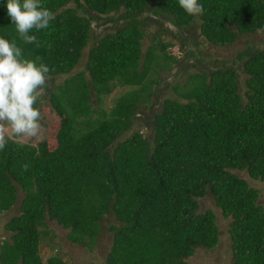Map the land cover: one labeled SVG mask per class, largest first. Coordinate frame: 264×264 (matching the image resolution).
<instances>
[{"label":"trees","instance_id":"obj_1","mask_svg":"<svg viewBox=\"0 0 264 264\" xmlns=\"http://www.w3.org/2000/svg\"><path fill=\"white\" fill-rule=\"evenodd\" d=\"M198 2L203 12L192 16L178 0H42L54 19L30 33L37 46L20 40L0 0V36L15 40L25 58L41 57L37 63L51 76L77 66L93 22L105 19L115 28L95 37L87 74H70L46 103L38 97L48 138L35 145L9 139L0 151V213L23 193L20 214L5 224L11 235L1 243L0 264H71L57 254L43 261L40 241L51 232L46 218L68 229L71 242L91 247L109 214L116 224L106 264H189L196 249L219 242L214 211L200 210L207 192L230 219L234 263L264 264V200L233 172L264 181V50L238 52L243 90L226 62L191 73L174 86L178 98H165L154 113L151 136L139 129L128 134L139 104L150 102L149 71L179 62L167 51L173 43L156 35L141 65L142 15L168 22L175 36L197 25L215 46L264 29V0ZM115 85L130 88L106 111L100 104Z\"/></svg>","mask_w":264,"mask_h":264},{"label":"rangeland","instance_id":"obj_2","mask_svg":"<svg viewBox=\"0 0 264 264\" xmlns=\"http://www.w3.org/2000/svg\"><path fill=\"white\" fill-rule=\"evenodd\" d=\"M145 20L146 35L142 41L141 65L144 63L145 52L149 46L154 44L155 36H159L162 41L172 42L173 44L167 48V51L179 58L177 64L165 65L163 68L151 69L148 73V80L151 82L149 88L151 95L150 102H142L139 104L138 113L135 116V124L128 134L139 129L143 134L151 136L153 115L159 111L165 98H178L174 86L184 84L191 73L200 71H211L217 66H221L226 62L230 66L234 65L237 71L238 83L240 90L244 89L245 74L242 70V61L237 60V54L248 46L258 47L264 50V29L258 30L254 34L239 35L236 41L230 45L215 46L200 34L197 25L187 31L180 32L177 36L176 28L168 22L155 19L150 12L142 15ZM152 19V20H151ZM163 28L170 29L171 32H164ZM115 28L113 24L105 19H98L92 24L91 39L82 51V56L77 66L69 74L47 75L46 85L41 90L39 101L46 103L49 92L58 83H61L70 74L84 72L87 74L86 62L90 48L95 44L97 35L105 32H111ZM188 51L193 54L190 55ZM159 49L156 53L159 54ZM154 79L157 81L152 82ZM148 82V81H147ZM135 87V86H134ZM129 86L115 85L113 90L107 96H104L101 102L102 109L109 111L116 99L127 91ZM94 102V100H93ZM96 105V104H95ZM97 106V105H96ZM48 128L40 122V129L35 137L27 138L22 143L37 144L48 138ZM241 178L246 179L249 184L256 188L259 192L260 202L264 200V181L251 179L245 171H233ZM23 197V193L18 194L17 202L9 210L0 213V246L4 240H9L11 232L5 228V224L15 215H19V204ZM200 210L211 209L216 215V223L219 228V242L211 249L198 248L194 255L187 258L189 264H235L231 254L229 218H225L221 214V210L216 207L214 199L210 192L199 199ZM116 224L113 215L104 216L100 222V231L96 237V241L91 247L83 244L73 243L67 238L68 229L59 226L54 220L46 218L47 229L50 234L44 236L40 241V255L45 262L46 259L53 254L59 255L63 260L71 264H106V255L108 253L112 232L110 226Z\"/></svg>","mask_w":264,"mask_h":264},{"label":"clouds","instance_id":"obj_3","mask_svg":"<svg viewBox=\"0 0 264 264\" xmlns=\"http://www.w3.org/2000/svg\"><path fill=\"white\" fill-rule=\"evenodd\" d=\"M178 3L188 15L203 12L198 0ZM6 9L20 40L39 46L37 37L30 33L47 29L54 19L42 0H6ZM41 59L25 58L15 40L0 36V151L9 139L23 142L35 137L40 129L41 112L35 105L50 71L43 62L37 63ZM23 167L27 170L28 165Z\"/></svg>","mask_w":264,"mask_h":264}]
</instances>
